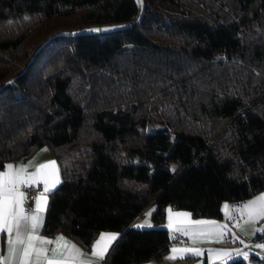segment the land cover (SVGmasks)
Returning <instances> with one entry per match:
<instances>
[{"label":"trees","instance_id":"1","mask_svg":"<svg viewBox=\"0 0 264 264\" xmlns=\"http://www.w3.org/2000/svg\"><path fill=\"white\" fill-rule=\"evenodd\" d=\"M107 21L127 23L73 30ZM44 144L42 231L119 230L112 264L169 249L168 204L218 216L264 189V0H0V167Z\"/></svg>","mask_w":264,"mask_h":264},{"label":"snow or ice","instance_id":"2","mask_svg":"<svg viewBox=\"0 0 264 264\" xmlns=\"http://www.w3.org/2000/svg\"><path fill=\"white\" fill-rule=\"evenodd\" d=\"M138 2H142V0H138ZM5 168L7 171L0 172V234L7 235L8 250L6 256H0V264H16L17 246L22 248L19 264H77V262L85 264V261L81 259L84 253L65 237L59 236L54 240H49L36 232L37 227L42 226L41 214L47 210L48 195L61 183L55 161L38 165L36 172L28 175H25L26 167L23 165L14 167L9 164ZM48 169L51 171L46 172L45 170ZM39 183H43V192L37 195L35 212L28 215L24 211L26 193L21 191L20 187L21 185L31 187ZM224 208L226 213L230 214L227 204L224 205ZM240 210L247 211L250 220L264 217V194L248 201ZM169 213L168 227L173 232H180L183 235L191 234L193 238L197 234L199 226L215 224L211 221L192 220L189 213H176L178 220L174 224L171 218V209H169ZM29 225L31 231L28 230ZM219 227L223 229L225 226L220 225ZM199 234L203 235L204 233L200 231ZM118 235V233L100 234L91 249L92 256L103 260ZM47 245H55V247L49 249ZM257 247L264 248V244L257 245ZM170 251L172 255L167 259H182L187 255L200 256L203 254L202 250L197 248L177 249L173 247ZM49 252H51V256L48 255ZM216 255L230 257L231 253L225 251ZM244 256L247 258V253Z\"/></svg>","mask_w":264,"mask_h":264},{"label":"crops","instance_id":"3","mask_svg":"<svg viewBox=\"0 0 264 264\" xmlns=\"http://www.w3.org/2000/svg\"><path fill=\"white\" fill-rule=\"evenodd\" d=\"M55 161L56 168L59 173V179L61 181V171L60 165L58 161V157L54 149L50 146H46V144L37 148L31 155L28 157H16L14 159L7 160L2 167H0V172L7 171L5 168L6 165H13L14 167H20L21 165L26 167L25 175L31 174L36 172V168L38 165ZM46 172H50L51 169L45 170ZM20 187V190L24 192ZM38 187V192L36 193L31 206L26 209L24 204V211L26 214L31 215L35 212V204L37 200V195L43 192V183H39L34 185ZM264 194V189L246 197L240 201H231L225 200L222 204V214L218 216H196L190 209L186 208H174L171 205H166L165 207V222L168 227L169 225V209H171V218L173 223L175 224L178 220L176 217V213H189L191 214L192 220H204V221H211L215 222V224H208L199 226L197 230V234L193 238L190 235H183L180 232H173L171 228L169 230L171 233L176 235H181V240H173L170 245L169 249L163 253L162 255H153L148 258L146 261H143V264H213L217 262H225L233 257L242 256L245 257L244 254L247 253L246 264H264V248L262 251L258 249L257 245L264 244L261 242L258 237L261 232L264 231V217H260L255 220H250L247 211H241L240 209L243 207L245 203L255 199L256 197ZM27 200V199H26ZM49 200V195H48ZM48 204V203H47ZM227 204L230 209V214L226 213L224 205ZM152 208V204L150 203L144 209L143 217H147V212L150 211ZM146 214V216H144ZM45 212L41 214L42 218V225L44 222ZM139 218L137 217L132 224L139 225L141 221H138ZM224 225L225 227L221 229L219 226ZM28 230L31 231V226L29 225ZM203 231V235H200L199 232ZM36 232L49 240H54L56 237L63 236L68 241L74 243L81 251L84 253L83 259L85 264H112L107 259V254L103 260H99L96 257H93L91 254V249L95 242L99 239L100 234H119L121 231L119 230H111V229H104L101 230L94 240L90 247H85L79 240L72 237L71 235L59 231L55 234H47L42 231V226H38ZM222 233V234H221ZM117 236V238L119 237ZM14 236V233H13ZM8 237L6 234H0V256H6L8 250ZM114 241L112 242V244ZM112 246V245H111ZM49 249L55 247V245H47ZM175 247L177 249L182 248H197L202 250L203 254L200 256L195 255H187L182 259H167L171 253V249ZM111 248V247H110ZM109 248V250H110ZM22 251L21 246H17V260L16 264H19V255ZM229 252L231 253L230 257H218L217 253L222 252ZM109 252V251H108ZM51 256V252L48 253ZM35 259V257H33ZM79 264V262H77Z\"/></svg>","mask_w":264,"mask_h":264},{"label":"rangeland","instance_id":"4","mask_svg":"<svg viewBox=\"0 0 264 264\" xmlns=\"http://www.w3.org/2000/svg\"><path fill=\"white\" fill-rule=\"evenodd\" d=\"M139 3H140V6L142 7L143 0H142V2H139ZM126 23H127V21L96 22V23L83 25V26L75 28L73 30L74 31L75 30L80 31V30L99 29L100 31H102V30H109V29L121 27V26L125 25ZM46 146H49V145H46ZM151 212H152V208L150 209L149 212H147V217L144 218L143 216H138V218H139L138 221H141V224H139V226H143V225L145 226V225H151L152 224ZM149 213H150V215H149ZM144 216H146V214ZM258 249H260V251H262L263 248L259 247Z\"/></svg>","mask_w":264,"mask_h":264},{"label":"built area","instance_id":"5","mask_svg":"<svg viewBox=\"0 0 264 264\" xmlns=\"http://www.w3.org/2000/svg\"><path fill=\"white\" fill-rule=\"evenodd\" d=\"M22 189L24 190V192L26 193V204H25V208L28 209L32 202H33V199L36 195V193L38 192V187L37 186H31V187H25V186H22ZM144 213V210L140 213V215H143ZM182 236L181 235H176L175 236V240H181ZM258 239L264 243V231L261 232V234L259 235ZM139 264H143V262L139 263Z\"/></svg>","mask_w":264,"mask_h":264}]
</instances>
